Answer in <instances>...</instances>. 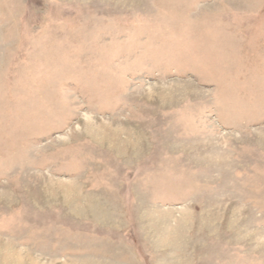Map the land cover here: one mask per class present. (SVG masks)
<instances>
[{"label":"rangeland","instance_id":"374dc122","mask_svg":"<svg viewBox=\"0 0 264 264\" xmlns=\"http://www.w3.org/2000/svg\"><path fill=\"white\" fill-rule=\"evenodd\" d=\"M0 264H264V0H0Z\"/></svg>","mask_w":264,"mask_h":264}]
</instances>
